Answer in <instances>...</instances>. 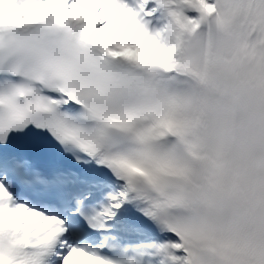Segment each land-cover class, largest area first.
<instances>
[{
	"label": "snow or ice",
	"instance_id": "obj_1",
	"mask_svg": "<svg viewBox=\"0 0 264 264\" xmlns=\"http://www.w3.org/2000/svg\"><path fill=\"white\" fill-rule=\"evenodd\" d=\"M0 264H264V0H0Z\"/></svg>",
	"mask_w": 264,
	"mask_h": 264
}]
</instances>
